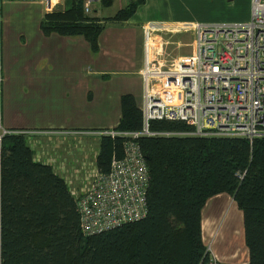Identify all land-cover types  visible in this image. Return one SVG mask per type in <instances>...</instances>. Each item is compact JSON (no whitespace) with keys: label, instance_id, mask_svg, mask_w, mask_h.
Returning <instances> with one entry per match:
<instances>
[{"label":"trees","instance_id":"obj_1","mask_svg":"<svg viewBox=\"0 0 264 264\" xmlns=\"http://www.w3.org/2000/svg\"><path fill=\"white\" fill-rule=\"evenodd\" d=\"M105 3L109 0H103ZM144 0H130L107 17L83 11L82 0L46 11L44 34H81L93 51L108 21L129 18ZM113 127L139 130L142 113L131 92L120 96ZM149 128L171 131L137 137L149 170L144 217L96 233L79 224L78 197L53 166L34 158L27 134L12 130L0 140V264H198L206 251L201 210L207 199L226 192L242 211L245 264H264V136L176 133L191 125L152 119ZM123 134H99L94 157L108 169L122 154Z\"/></svg>","mask_w":264,"mask_h":264},{"label":"crops","instance_id":"obj_2","mask_svg":"<svg viewBox=\"0 0 264 264\" xmlns=\"http://www.w3.org/2000/svg\"><path fill=\"white\" fill-rule=\"evenodd\" d=\"M129 1L105 3L100 0L90 14L100 18L111 16ZM216 1L224 3L227 0H144L129 18L108 21L93 51L81 34L66 35L56 31L44 34L39 27L45 13L43 2L3 0L0 4L3 12V18L0 15V127L30 131L26 132L27 139L30 135L35 140L54 137L58 144H79L83 139L93 141L97 137L96 146L89 140L82 142L81 149H77L79 152L72 155L73 162L81 157L75 163L84 159L92 161L94 147L95 153L98 150V130L113 128L119 120L121 94L131 92L137 104L142 94L143 29L153 25L158 29L156 34L162 37L166 32H191L179 28L184 22H232L249 17L250 0H245V11L235 17H209L199 13L208 11L203 7L208 8ZM234 4L232 0L227 5L234 7ZM193 40L187 43L190 51L184 54L193 51ZM62 160L73 173L77 165L73 163L69 167L67 155H63ZM55 163H52L54 168ZM55 171L61 173L64 168H55ZM228 195L220 192L213 197ZM207 202L201 210L204 244L210 245L223 259L247 261V248L243 257L244 252L241 254L237 249L230 256L215 249L210 240L215 223L209 218L211 207L207 208Z\"/></svg>","mask_w":264,"mask_h":264},{"label":"built area","instance_id":"obj_3","mask_svg":"<svg viewBox=\"0 0 264 264\" xmlns=\"http://www.w3.org/2000/svg\"><path fill=\"white\" fill-rule=\"evenodd\" d=\"M26 1L43 2L45 12L65 6V0ZM98 1L82 0L83 11L90 14ZM249 8V17L242 21L181 23L179 28L192 32L194 48L168 64L162 62L166 41L156 34L158 29L153 25L143 29V89L138 105L141 129L98 130V134H123L126 138L122 154H112L108 169H100L95 161H83L86 172L90 170L83 191L75 192L67 174L63 175L71 193L78 197L79 224L84 234L145 216L149 170L137 137L172 133L151 130L150 120H183L191 128L176 133L189 135L243 136L250 142L264 136V0H250ZM1 81L0 63V85ZM10 131L0 127V140ZM245 263L223 259L206 245L198 264Z\"/></svg>","mask_w":264,"mask_h":264},{"label":"rangeland","instance_id":"obj_4","mask_svg":"<svg viewBox=\"0 0 264 264\" xmlns=\"http://www.w3.org/2000/svg\"><path fill=\"white\" fill-rule=\"evenodd\" d=\"M70 0H65V5L68 4ZM229 1L227 0L224 3H220L216 1L214 4H212L210 7H203L204 10L208 11H201L199 12L201 15H206L209 17H221V18H231L235 17L237 15L242 14L247 6V1L245 0H233L235 2L234 7H231L229 4ZM99 5H97V9L99 12ZM3 12L0 10V15L3 18ZM1 16H0V28H1ZM192 32H166L161 39H165L167 41L166 47L164 48V60L162 62H165L166 64L171 61L172 58L184 54L185 51H190V48L187 43L193 40ZM141 103V96L138 99V105ZM32 136L30 135L28 137L29 143L34 147V151L36 150V154L34 152V158L37 160H42L44 162H56L55 168H64V172L67 174V176L70 179V185L71 188L74 189L75 192L79 193L83 191L86 188V185H84L85 182V176H88L90 174V170L86 172L85 166L83 165V161L87 160L84 159L78 163H75L78 161L81 157H78L74 162L72 155L73 153L79 152L81 143H88L89 141L92 142L95 146L97 145V137L92 139H83L82 142L79 144L74 143H57V139L52 138H44L42 137L40 140L38 139H32ZM54 142H56L54 144ZM75 147V148H74ZM74 149V151H73ZM78 149V150H77ZM96 147H94V150L92 151V163H94V157H95V150ZM66 156L69 158V167H71V164L74 163V170L73 173H71L70 169L66 167V164L64 160H62V157ZM52 163H50L52 165ZM53 166V165H52ZM54 168V167H53ZM54 168V170H55ZM75 168H78L79 171H75ZM86 172V173H85ZM60 175H65L61 174ZM213 197V196H211ZM210 197V198H211ZM208 201V202H207ZM206 205L209 203L208 207L211 211L209 213V218H212L214 224L213 227V234L210 236V240L213 241V245L215 246V249L221 252L223 255H229L233 251L237 249V251L242 255V257L246 253V245L243 239V221H242V211L241 209L236 205L235 201L233 200V197L229 194L227 197H216L207 199ZM212 204L214 206H212ZM206 208V209H207ZM230 256V255H229Z\"/></svg>","mask_w":264,"mask_h":264},{"label":"water","instance_id":"obj_5","mask_svg":"<svg viewBox=\"0 0 264 264\" xmlns=\"http://www.w3.org/2000/svg\"><path fill=\"white\" fill-rule=\"evenodd\" d=\"M145 156H147V154H145Z\"/></svg>","mask_w":264,"mask_h":264}]
</instances>
